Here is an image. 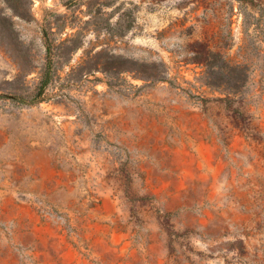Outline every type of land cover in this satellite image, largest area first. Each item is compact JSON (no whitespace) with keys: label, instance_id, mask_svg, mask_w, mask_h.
I'll use <instances>...</instances> for the list:
<instances>
[{"label":"rangeland","instance_id":"rangeland-1","mask_svg":"<svg viewBox=\"0 0 264 264\" xmlns=\"http://www.w3.org/2000/svg\"><path fill=\"white\" fill-rule=\"evenodd\" d=\"M0 264H264V0H0Z\"/></svg>","mask_w":264,"mask_h":264},{"label":"trees","instance_id":"trees-1","mask_svg":"<svg viewBox=\"0 0 264 264\" xmlns=\"http://www.w3.org/2000/svg\"><path fill=\"white\" fill-rule=\"evenodd\" d=\"M46 82H47V80L46 81H44V83L42 84V86L40 87V92H42L43 91V89H44V87H45V85H46Z\"/></svg>","mask_w":264,"mask_h":264}]
</instances>
